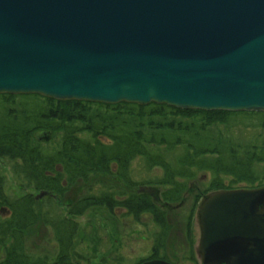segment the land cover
<instances>
[{
	"label": "water",
	"instance_id": "95a60500",
	"mask_svg": "<svg viewBox=\"0 0 264 264\" xmlns=\"http://www.w3.org/2000/svg\"><path fill=\"white\" fill-rule=\"evenodd\" d=\"M5 93L264 112V0H0ZM197 213L201 264H264V187Z\"/></svg>",
	"mask_w": 264,
	"mask_h": 264
},
{
	"label": "trees",
	"instance_id": "16d2710c",
	"mask_svg": "<svg viewBox=\"0 0 264 264\" xmlns=\"http://www.w3.org/2000/svg\"><path fill=\"white\" fill-rule=\"evenodd\" d=\"M241 124L264 132V112L184 111L154 102L112 105L58 101L40 94H0V159L10 165L16 186L25 191L11 196L0 172V264H74L75 257L90 263V258L74 251L79 232L76 218L99 209L110 216L123 210L136 222L149 215L158 228L151 253L171 262L165 257L171 225L164 209L170 201L181 202L193 192V186L186 187L198 171L211 174L210 189L264 187V143L253 145L251 151L245 148L246 158H241L238 146L214 132L220 125L227 129ZM40 131L59 132V145L51 150L41 147L33 140ZM178 147L182 152L173 165L163 150ZM136 158L143 159L148 170L162 171L152 182H144L143 190L138 187L143 183L131 177ZM77 187L87 190L66 202V214H51V198L65 200ZM155 188L166 189L158 197ZM32 191L46 192L47 208ZM36 225L52 230L58 246L53 261L27 247V234Z\"/></svg>",
	"mask_w": 264,
	"mask_h": 264
},
{
	"label": "rangeland",
	"instance_id": "374dc122",
	"mask_svg": "<svg viewBox=\"0 0 264 264\" xmlns=\"http://www.w3.org/2000/svg\"><path fill=\"white\" fill-rule=\"evenodd\" d=\"M190 120L191 118H186V122H190ZM215 129L214 132L216 134L219 132L222 133L224 138L230 141V144L235 148L238 146L237 150L241 158H246V155H244L245 148L251 151L253 145L259 146L262 145V142L264 143V132L258 126L250 127L241 124L239 126H230L226 129L220 125L219 130L217 128L215 131ZM87 135L83 134L82 136L85 137ZM59 136V132L40 131L33 135V140L41 142V147L51 150L53 147L59 145ZM163 152L171 164L175 165L176 157L182 150L178 147L175 151L167 152L163 150ZM0 172L6 177V187H8V193L11 196H14V194L20 196V194L25 193V191H22L16 186V182L11 175L10 165L2 159H0ZM161 174L162 171L159 168L148 170L144 165L143 159L136 158L132 163V179L136 182L143 183L138 185V187L143 188V185H146L144 182H152L161 176ZM210 178L211 174L208 172L198 171L194 177L193 184L191 185L190 182L186 187L188 189L193 186V192L181 202L179 200L176 202L170 201L172 204L167 205L170 206V209L167 207L164 209L165 216L171 225V230L168 233V239L166 241L167 251L165 257L171 260L172 263L201 264L200 258L197 257L198 240L200 238L197 224V209L200 204V199L202 196H207L213 191L225 190L224 188L210 189ZM118 185L122 186L123 184ZM81 188L77 187L70 191L66 195L67 199L65 200L58 197L51 198L54 200L53 209H50L51 214H66V202L71 203L86 192V187ZM165 189L155 188L158 197H160L161 191ZM94 191H98L97 187H95ZM32 194L37 196L39 193L32 191ZM44 196L46 194L37 200L43 201L42 208H47V202H45ZM76 222H78L79 232L74 251L88 257V259L90 258V263L88 264H141L146 262V260L156 259L151 253V247L158 228L154 226L151 217L147 214H144L140 221L136 222L132 217L125 215L123 210H116L111 216L102 209L90 210L85 215L77 217ZM187 233L188 236H185ZM26 243L33 254L35 253L41 257L47 256L51 261L57 256L58 246L53 239L50 227L47 228L43 225L34 226L27 234ZM2 257V252H0V260ZM71 261L74 264H87L85 260H80V258L78 260L76 257L72 258Z\"/></svg>",
	"mask_w": 264,
	"mask_h": 264
},
{
	"label": "flooded vegetation",
	"instance_id": "af4514ba",
	"mask_svg": "<svg viewBox=\"0 0 264 264\" xmlns=\"http://www.w3.org/2000/svg\"><path fill=\"white\" fill-rule=\"evenodd\" d=\"M234 189H239V190H244V189H253V188H250V187H248V186H246V185H244V186H237V187H234L233 189H225V190H231V191H233ZM203 197H205V196H202V198ZM201 198V199H202ZM200 199V200H201ZM197 224H198V222H197ZM198 228H199V224H198ZM198 242H199V240H198ZM197 257H199V254H198V250H197ZM200 260H201V258H200Z\"/></svg>",
	"mask_w": 264,
	"mask_h": 264
}]
</instances>
